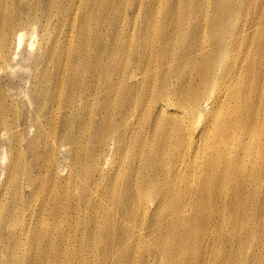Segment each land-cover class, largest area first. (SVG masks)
Segmentation results:
<instances>
[{
    "label": "rangeland",
    "instance_id": "rangeland-1",
    "mask_svg": "<svg viewBox=\"0 0 264 264\" xmlns=\"http://www.w3.org/2000/svg\"><path fill=\"white\" fill-rule=\"evenodd\" d=\"M46 1L38 0L36 5L32 3V0H1L3 6L7 4L6 13H16L15 18L19 24L14 31L23 30L28 33L21 46L14 50L11 45L10 50H7L8 54L5 52L7 57L4 68H0V97L4 98H1L4 101L3 105L19 107L17 129L20 132L16 133L17 131L12 129L10 133H22L21 138L24 144L30 138H35L34 133L38 127H41L34 117L36 104L32 96L36 93L47 95L53 89V82L55 83L56 79H60L56 81L59 83V89L61 88L62 93L69 98L85 91L88 85H94L97 88L103 86L102 98L110 97L118 105L133 104L135 99H142L146 92L141 90V83L133 81H131L132 88L129 90L131 83L126 81V77L135 69L137 61L136 54L129 53V46L135 47L138 41L143 47L149 46L152 56L151 65L156 64L149 73L154 76L159 73L161 56H168L181 47L192 45L195 39L208 43H211V40L217 42L218 60L222 59L225 64H228L230 76L235 77L232 85H235L238 90L244 87L246 98L234 105L235 113L238 116H244L245 119L257 121L255 137L263 142L264 0H70L71 2L56 0L57 4L53 13L59 12L62 18L51 21H48V15L46 17L43 12V8L50 3V0L48 4ZM27 3L28 6H26ZM69 3L73 7L70 10L67 9ZM64 8H66L65 11H69L66 13ZM0 10V21L3 22L4 10L1 7ZM70 16H76V19ZM62 20L64 21L61 22ZM26 21H29L28 24ZM31 28H35L34 33L30 31ZM79 32L81 35L77 34ZM42 33L46 35L44 34L45 40L40 43ZM77 40L78 42H74ZM74 44L76 46H73ZM45 50H47L46 53H44ZM57 56L64 59H58ZM47 58L49 59L44 61ZM50 59L54 62L49 63ZM59 66L61 70L58 69ZM66 68L70 70L67 71ZM182 70H185V73L191 71L188 67ZM137 72H142V69L140 68ZM178 80L172 77L173 83H177ZM152 82L154 81L150 83ZM229 84L232 86L231 83H227ZM45 99L46 97L42 102L48 103ZM214 109L217 115L229 110L226 104ZM74 112L76 114L74 122L77 124L80 111ZM66 113L69 114L70 111L67 110ZM66 113H63L64 118L68 115ZM63 116L56 121V128L59 126L57 128L59 131L64 122L68 123ZM42 122V127L45 129L38 131L47 136L45 121ZM122 122L117 111L109 107L104 130L108 132L114 123L120 136V147L115 148L113 152L107 149V154L100 163L102 181L95 182L94 179L91 181L89 178V173H92L94 168V165L84 158L89 143L84 150L80 148L75 150L80 159L72 163L71 168L67 167L71 162L69 155L66 154L68 150L66 145L58 154L48 155L49 158L56 160L55 170H58L59 176H55L56 178L51 176L53 170L49 171L47 176L44 175L45 181L42 183L45 184L44 190H35V193L40 196L39 199L35 197V193L31 197L33 200L31 202L21 203L19 198L12 199L10 195L5 199L4 210H8L12 215L10 221L15 219L16 224L24 225V228L29 229L23 233L14 232L12 239L4 231L0 233V258L8 259L7 263L0 261V264H15L16 257H19L20 264H264V165L259 167L258 164V161L264 163L263 150L258 151L254 163L245 166L243 173L236 178V184L227 190L229 197L226 199L225 206H221L222 201H219L220 215L210 213L212 217L220 221L218 226L198 224L191 231L190 237L187 235L188 239L186 237L183 239V246L179 252L187 256L188 262H185L184 259H180L179 252L177 256L180 258L176 256L175 251L170 252L165 258L163 253L154 249V246L160 244L162 239L171 240L174 236L172 230L160 232L159 228L175 223L177 220L183 225L185 214L168 215V212L162 211L163 201L160 207L154 210L148 204L145 197L148 192H145L140 200H135L133 203L137 211V216L132 220L134 223L129 222L128 218H123L121 199L124 193L118 184L120 180L130 176L125 172L126 166L131 163L134 154L145 152L144 150L150 144L156 146L158 140L140 130L141 125L138 121H136L135 133L132 129H122ZM193 125H201V123ZM84 130L90 131V134L93 133L89 127ZM131 137L138 139V144L134 148L126 146ZM38 141L39 139L36 142L41 146ZM55 142L58 143L59 138L52 134L47 139V143L53 145ZM183 153L190 157L191 151L185 148ZM7 160L6 143L2 140L0 143V189L6 175ZM26 160L30 161V157ZM69 172L73 175L71 174L70 183L66 188L65 181ZM137 176L132 174V178ZM53 178L55 180H52ZM231 178L225 176L226 180ZM93 181L99 184L93 185ZM114 181L115 183L111 184ZM150 183L152 182L148 180L145 185L149 187ZM175 186L181 185L173 183L167 185L165 190L172 191ZM222 189L226 190L227 185ZM67 192L69 195H66ZM103 193L109 198L99 203L98 196ZM44 194L46 196H43ZM142 201L147 212L146 221H143L138 211L141 203L143 206ZM61 203L63 205H60ZM100 204L104 205L106 214L99 213ZM172 206L169 204V208ZM149 215L156 217L150 220ZM157 215L160 216L157 217ZM140 225H144L142 231L144 240L141 239L142 244H145L143 248L137 237L130 238L126 235ZM179 232L183 236L182 227ZM8 238L9 240H6ZM36 239L37 242L33 243ZM35 244L38 246L36 247ZM146 248H149V251L145 252Z\"/></svg>",
    "mask_w": 264,
    "mask_h": 264
},
{
    "label": "bare ground",
    "instance_id": "bare-ground-1",
    "mask_svg": "<svg viewBox=\"0 0 264 264\" xmlns=\"http://www.w3.org/2000/svg\"><path fill=\"white\" fill-rule=\"evenodd\" d=\"M33 2L34 4L36 3L34 0H32V3ZM46 2L47 4L49 3L48 0ZM56 2V0H50V3L45 8H43V12L46 14V17L48 15V21L53 19L59 20V18H62L61 15L58 14L59 12L55 14L53 13V10L56 8ZM14 4L16 3L14 2ZM36 5L34 6L37 7ZM6 6H3L0 0V7L4 10V20L3 22L0 21L1 69L4 68L5 60L8 54L7 50H10L11 45L13 46L14 50L15 48L21 46L25 36L28 34L23 30L18 32L14 31V28L18 27L17 25L19 22L17 21V18H15L16 13H6ZM18 6H20V4ZM26 6H28V3ZM71 7L72 5L69 3L67 9L70 10L73 8ZM65 9L66 8H64V11ZM69 10H66L65 12L67 13ZM15 11L17 10L15 9ZM35 14L37 13L35 12ZM30 17L31 16L29 15V18ZM32 17L34 18V16ZM73 17L74 16L71 18ZM84 18L85 17H83V19ZM29 21H26V23ZM63 21L64 20L61 22ZM42 23H45V21H42ZM33 29L35 28L30 29V31L32 30V33H34ZM80 32L77 34L79 35ZM44 34L42 33V36L39 40L40 43L45 40ZM55 40L57 41V39ZM74 42H78V40ZM73 46L76 45L74 44ZM134 46L135 47H133V45L129 46V53H135L137 61L135 69H133L130 75L126 77V81H130L131 83L129 90L132 88L131 81H133L141 83V90L145 91L146 93L142 99H135L133 104L128 103L126 105H118V103L115 100H112L110 97L102 98L103 86H101V88H97L94 85H88L85 91L69 98L64 93H62L61 88L59 89V83L56 81L60 79H56L55 83L53 82V89L49 91L47 95L41 94L38 91L40 95L36 93L32 96V99L36 104L34 109V117L38 122L37 124L41 125V127H38L36 133H34L35 138H30L24 144L23 139L21 138L22 133H10V130L12 129H15L17 131L16 133L20 132L17 129L19 125V107H7L3 105L4 98L0 97V143L2 140L5 141L6 155L8 157L5 169L6 175L2 181V186L0 189V233L4 231L7 236L12 239L14 238V232L19 231L23 233L29 229L24 228V225L16 224L15 219L10 221L12 215L8 210H4L5 199L10 195L12 199L19 198L21 203H25V201H33L31 197L34 195L35 190H44L45 184H42L43 181H45L44 175L47 176L48 172L53 170V175L51 176H59L58 170H55L56 160L49 158L48 155L50 153L58 154L63 146L67 145L68 150L66 154L69 155V160L71 162H69L70 165L68 164L67 167L71 168L72 163L74 164L80 159V156L75 153V150L78 148L84 150L89 143V147L87 146L84 155V158L87 160V162H91L94 165L93 172L89 173V178L91 181L94 179L95 182L102 181L103 175L100 163L107 154V149L113 152L115 148L119 149L120 147V136L118 135L116 127H114L115 122L112 123L113 127L109 129L108 132L104 130V125L108 119L109 107L114 108V110L117 111L119 118L123 121L121 126L122 129H132L133 133H135V130L137 129L136 121H138L141 125L139 128L140 130L142 129L158 140L156 146L150 144L147 149L144 150L145 152H138L134 154L131 163L127 164L126 166L127 170L125 172L130 176L120 180L118 184L124 193V196L121 199L123 218H128L129 222L134 223L132 220L135 216H137V211L133 207V203L135 200H140L142 194H145V192H148V195L146 194L147 196L145 197L147 198L148 204L151 205L154 210L159 208L161 202L163 201L164 206L162 211L168 212V215L172 216L177 213H181L182 215L185 214L183 225L177 220L175 223H169L167 226L159 228L160 232L165 230H172L174 232V236L171 240L164 238L160 244L154 246L155 251L163 253L165 258H167V256L172 251H175L176 256L178 255L177 252H179L183 246V239H185V237L187 238V235L190 237L191 231L198 224L211 225L213 227L214 225L218 226L220 221L212 217L210 213L213 212L218 216L220 215L219 201H222L221 206H225L226 199L229 197L227 190L233 184H236V178L243 173V168L254 163L258 151L261 149L264 152V140L261 142L255 137L257 121L245 119L244 116H238L235 113L234 105L246 98V95L243 91L244 87H240L242 90H238L235 85H232L235 77L230 76V67H228L229 65L225 64L222 59L218 60L219 49L217 42L214 40H211V43H208L195 39L192 41V45L181 47L178 51L171 53L170 55L172 56H161L159 73L154 76L149 73L150 70H153L152 67L156 66V64L151 65L152 56L149 51V46L146 45L143 47L139 41ZM76 51L77 50H75V52ZM5 52L7 54H5ZM46 52L47 50L44 51V53ZM56 54H58V52ZM143 56L145 57L142 58ZM57 57L58 59L63 58L61 56ZM69 58L71 59L72 55ZM48 59L49 58L44 59V61ZM51 59L49 60V63ZM62 63L63 62L61 61V64ZM187 67L191 70L189 73H185V70H182L183 68ZM140 68L142 69V72L139 73L137 71H139ZM58 69H60V66ZM68 69L67 71L70 70ZM219 70L221 72H219ZM173 71L174 75H172ZM227 74L229 75L226 76ZM156 77L159 78L156 79ZM172 77H174L176 80L178 78L179 83L178 81L177 83H173ZM157 80H159L158 83L156 82ZM151 81L154 82L150 83ZM227 83H231L232 86H230V84L227 85ZM45 97L50 105L48 103L42 102ZM222 104H226L227 109L229 108V110L217 115L215 112L216 109L214 108ZM67 110L70 111L69 114L66 113ZM78 110L80 111V114L78 116V123L76 124L74 122L76 118L74 111ZM10 113L11 116H9ZM63 113L68 114L66 118H64ZM61 116H63L64 119H67L66 122L68 123L63 121L64 123L62 122L63 125L60 126L61 130L59 131L57 130L59 126L56 128V121L59 120L57 118H60ZM143 119H145V122H143ZM42 121H45V126L48 130L47 136L46 134L39 133L38 131L39 129H45V127H42ZM197 123H201V125H193ZM87 127L93 130V133L90 134V131L84 130ZM63 130L66 131L63 133ZM52 134L58 136L59 142H55V144L50 145L47 143V139L52 136ZM37 139H39L38 142L41 143V146H39L36 142ZM137 142L138 139L131 137L126 146L134 148L138 144ZM185 148L191 151L190 157L183 153ZM27 157H30V161L28 162L26 160ZM262 160L264 161V158H262ZM258 164L259 167L264 165V163H260L259 161ZM71 174L73 175L72 172H69V175L65 181L66 188L70 183L69 179ZM132 174H137L139 179L138 176L136 178H132ZM225 176L232 178L226 180ZM55 178L52 180H55ZM148 180L152 182L148 184L149 187L145 185ZM114 183L115 181L111 184ZM173 183L179 184L181 186H175L172 191L165 190L167 185H172ZM98 184L99 183L95 185ZM226 185L227 189L223 190L222 187ZM52 187L54 188L55 186ZM52 190L54 191V189ZM64 191L66 192V190ZM46 194H48L47 191ZM38 195L35 193V197L39 199L40 196ZM51 195L49 197H51ZM66 195H69L68 192ZM43 196L46 195L44 194ZM36 198L33 199L36 200ZM106 198H109V196L107 194L105 195L104 193L101 196H98L99 203H103L104 199ZM52 201L53 200H51V202ZM169 204L173 206L169 208ZM60 205L63 204L61 203ZM64 207H62V209ZM98 208L101 215L106 212L104 205L100 204ZM52 209L54 208L52 207ZM138 211L140 212L139 215L142 217L143 221H146L147 212L145 210L144 202L143 206L141 203ZM159 216L160 215H157V217ZM154 217L156 216L149 215L150 220ZM128 226L130 227V224H128ZM143 226L144 225H140L139 228L134 227L132 230L127 232L126 235L130 238H132L131 236L137 237L140 242L143 238ZM10 227L12 229H10ZM129 227L126 229V231L129 229ZM181 227L183 228V236L179 232ZM9 238L6 240H9ZM35 242H37V239L33 243ZM144 245L145 244H142V248ZM26 247L28 246L26 245ZM146 251H149V248H146L145 252ZM179 253L180 255L182 254L181 252ZM177 257L180 258L179 256ZM18 258L19 257L15 258V264H20V260ZM180 259H184L185 262H188V258L185 255H181ZM0 261L7 263L8 259L0 258Z\"/></svg>",
    "mask_w": 264,
    "mask_h": 264
}]
</instances>
